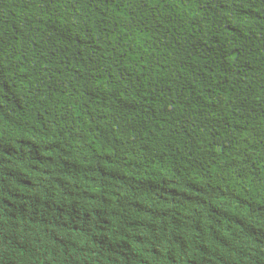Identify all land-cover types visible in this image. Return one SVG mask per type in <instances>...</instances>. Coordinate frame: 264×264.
Masks as SVG:
<instances>
[{"label": "trees", "instance_id": "16d2710c", "mask_svg": "<svg viewBox=\"0 0 264 264\" xmlns=\"http://www.w3.org/2000/svg\"><path fill=\"white\" fill-rule=\"evenodd\" d=\"M0 264H264V0H0Z\"/></svg>", "mask_w": 264, "mask_h": 264}, {"label": "rangeland", "instance_id": "374dc122", "mask_svg": "<svg viewBox=\"0 0 264 264\" xmlns=\"http://www.w3.org/2000/svg\"><path fill=\"white\" fill-rule=\"evenodd\" d=\"M239 197V211L243 226L250 242L262 241L263 232L256 212L253 175L248 172L240 177L235 184ZM110 188L109 180L101 175L96 179V191L105 193Z\"/></svg>", "mask_w": 264, "mask_h": 264}, {"label": "water", "instance_id": "95a60500", "mask_svg": "<svg viewBox=\"0 0 264 264\" xmlns=\"http://www.w3.org/2000/svg\"><path fill=\"white\" fill-rule=\"evenodd\" d=\"M215 173H217V170H214Z\"/></svg>", "mask_w": 264, "mask_h": 264}]
</instances>
